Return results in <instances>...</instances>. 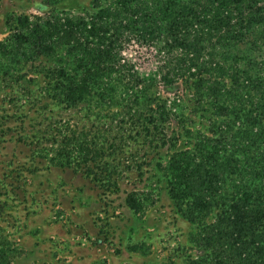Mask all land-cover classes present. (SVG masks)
I'll list each match as a JSON object with an SVG mask.
<instances>
[{"label": "rangeland", "instance_id": "1", "mask_svg": "<svg viewBox=\"0 0 264 264\" xmlns=\"http://www.w3.org/2000/svg\"><path fill=\"white\" fill-rule=\"evenodd\" d=\"M111 1L0 0V42L24 17L88 19ZM162 47L124 43L127 76L133 69L157 79L140 102L134 89L116 103L68 107L49 95L44 58L0 79V264L200 259L196 227L178 212L165 169L196 138H213L222 117L199 98L195 80L162 81L182 58Z\"/></svg>", "mask_w": 264, "mask_h": 264}, {"label": "trees", "instance_id": "2", "mask_svg": "<svg viewBox=\"0 0 264 264\" xmlns=\"http://www.w3.org/2000/svg\"><path fill=\"white\" fill-rule=\"evenodd\" d=\"M16 27L0 42V79L44 58L49 95L68 107L116 103L134 89V101L145 99L157 79L127 76L126 41L181 51L162 81L195 80L222 117L213 138H196L165 169L197 230L202 255L188 264H264V0H112L88 19L24 17Z\"/></svg>", "mask_w": 264, "mask_h": 264}]
</instances>
